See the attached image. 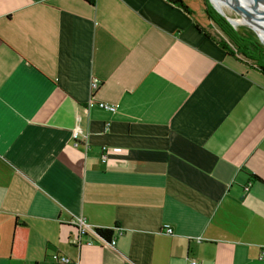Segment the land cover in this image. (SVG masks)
<instances>
[{
    "label": "crops",
    "instance_id": "crops-1",
    "mask_svg": "<svg viewBox=\"0 0 264 264\" xmlns=\"http://www.w3.org/2000/svg\"><path fill=\"white\" fill-rule=\"evenodd\" d=\"M188 5L0 0V264H264V75Z\"/></svg>",
    "mask_w": 264,
    "mask_h": 264
},
{
    "label": "trees",
    "instance_id": "trees-1",
    "mask_svg": "<svg viewBox=\"0 0 264 264\" xmlns=\"http://www.w3.org/2000/svg\"><path fill=\"white\" fill-rule=\"evenodd\" d=\"M167 1L181 7L190 15L193 14V10L185 0ZM87 2L93 4L94 0H87ZM204 4L210 25L208 27H202L196 24L197 29L203 32L207 37L213 38L217 44L225 50L227 55L234 57L248 68L259 70L264 75V43L260 40L255 31L250 27L235 29L223 15L215 11L208 4V0H204ZM118 229L117 226L115 228H98L96 229V233L100 237L110 240L115 236V232ZM28 239V227L25 223L16 221L13 229L10 253L13 259L23 260L25 258Z\"/></svg>",
    "mask_w": 264,
    "mask_h": 264
},
{
    "label": "bare ground",
    "instance_id": "bare-ground-1",
    "mask_svg": "<svg viewBox=\"0 0 264 264\" xmlns=\"http://www.w3.org/2000/svg\"><path fill=\"white\" fill-rule=\"evenodd\" d=\"M214 5L224 12L226 7H235L246 11L250 19H231L232 22L239 26L241 24L251 25L256 29L264 41V2L260 0H213Z\"/></svg>",
    "mask_w": 264,
    "mask_h": 264
},
{
    "label": "built area",
    "instance_id": "built-area-1",
    "mask_svg": "<svg viewBox=\"0 0 264 264\" xmlns=\"http://www.w3.org/2000/svg\"><path fill=\"white\" fill-rule=\"evenodd\" d=\"M99 87V82H97L96 80H94L92 82V89L95 90ZM100 106L103 107V108H108L110 110H115V108L113 106H110L108 104H105V103H100ZM78 134H79V131L76 130L75 133H74V137H78ZM101 157H102V161L103 162H107L108 160V148L106 146H104L102 148V154H101ZM76 225L78 226V235L79 236H83V235H86L89 230H93L95 233H96V229H93V227H91V225H89L85 218H79L76 220ZM165 231L169 234H172L173 232V228L170 227V226H166L165 228ZM122 232L120 229L116 230L115 232V236H113L110 240H106L102 237H100L97 233L96 235L98 236L99 239H101L103 242H105L106 244L109 243L110 245H115L116 244V238L118 235H120ZM54 259H55V263L54 264H75L73 263V261L70 259V257H68L67 255L65 254H56L54 256Z\"/></svg>",
    "mask_w": 264,
    "mask_h": 264
},
{
    "label": "rangeland",
    "instance_id": "rangeland-1",
    "mask_svg": "<svg viewBox=\"0 0 264 264\" xmlns=\"http://www.w3.org/2000/svg\"><path fill=\"white\" fill-rule=\"evenodd\" d=\"M188 4H190L192 6L193 9H195V16L198 20H204L203 22L206 23L205 19H207V15L205 12V4H204V0H185ZM213 1V0H212ZM214 3V2H213ZM213 3L208 0V4L218 13H220L215 6L213 5ZM217 7V6H216ZM223 12V11H222ZM224 13L226 14L227 17L231 18V19H241V20H247L250 19L249 14L246 11H243L242 9H238L235 7H226L224 10ZM221 14V13H220ZM222 15V14H221ZM235 29H238L240 27H251V25H239V26H234L232 25ZM256 33V32H255ZM257 34V33H256ZM258 36V35H257ZM261 40V39H260ZM262 41V40H261ZM263 42V41H262ZM264 43V42H263Z\"/></svg>",
    "mask_w": 264,
    "mask_h": 264
},
{
    "label": "water",
    "instance_id": "water-1",
    "mask_svg": "<svg viewBox=\"0 0 264 264\" xmlns=\"http://www.w3.org/2000/svg\"><path fill=\"white\" fill-rule=\"evenodd\" d=\"M212 3H213V1L212 0H210ZM260 1H263L264 2V0H260ZM213 5H214V3H213ZM215 6V5H214ZM215 8L232 24V25H234V26H236L233 22H232V20L229 18V17H227L226 16V14L224 13V12H222L221 10H219L216 6H215ZM241 25H246V24H241ZM250 28H252L256 33H257V35H258V37L263 41V39L261 38V36L258 34V32L256 31V29L254 28V27H250ZM264 42V41H263Z\"/></svg>",
    "mask_w": 264,
    "mask_h": 264
}]
</instances>
